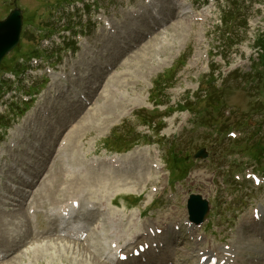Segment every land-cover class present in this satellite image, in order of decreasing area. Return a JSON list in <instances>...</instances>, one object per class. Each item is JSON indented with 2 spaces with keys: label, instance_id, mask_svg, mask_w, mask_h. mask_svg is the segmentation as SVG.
<instances>
[{
  "label": "rangeland",
  "instance_id": "1",
  "mask_svg": "<svg viewBox=\"0 0 264 264\" xmlns=\"http://www.w3.org/2000/svg\"><path fill=\"white\" fill-rule=\"evenodd\" d=\"M194 1L191 3L194 11L200 9L198 12L205 14L209 8L203 19L194 20L190 27L184 26L185 23H180L182 19H178L176 23L155 32L140 47L130 50L126 55H121L115 49L113 41L105 42L104 38L99 39L97 35L99 32L95 31L96 26L92 27L93 18L88 16L83 20L82 12L79 14L72 12L69 3L74 0H0V19L5 17L17 2V6L23 11L24 21L17 46L0 64V81L3 78L1 72L6 68H9L6 73H14V70L20 69L21 65L18 63L20 56L41 57L44 54L43 60L52 63L53 67L56 62L63 63V66L67 64L66 68L70 67L69 72L67 70L68 74L61 70V75H67V79L65 81L62 78L59 82L71 85L76 80L75 85L78 87L91 84L94 71L88 66L95 64L94 62L82 64L85 63L82 57L77 60L70 59L67 48L58 49L57 53L51 54V50L45 48L40 50L35 46L40 42L37 35L39 30H42V33L48 32L57 25L55 22L57 19L63 16L67 18L76 16V22L82 26L83 33L84 30L87 31L91 43L102 44L99 47L96 45L98 50L101 47L98 59L104 63L110 61L112 69L103 76H99V73L94 74L100 79L95 96L90 104L82 109L76 120L66 125L63 133L64 135L72 127L68 132L72 135L69 137L70 144L65 147L68 163L72 164V167H87L89 170L83 174L87 178L76 180L72 176L71 179L75 181L72 182L67 178L68 180L64 182L62 162L56 157L58 166H52L49 172L53 176L56 174L60 176V180H56L53 190L50 189V199H44V194L41 193L34 202L50 200L56 204L67 197L63 191L85 189L84 200H105L112 217L116 216L123 221L124 218L119 212L124 214L130 211L133 213L143 211V207L155 199L140 219L151 223L153 218L161 223H169L172 222V218H182L184 214L187 217L186 198L191 192L199 193L208 200L209 212L206 221L196 228V234L204 233L208 236L206 241L219 244L221 247L233 245L234 248V241L238 240L236 246L241 249L240 253L243 256L253 252L264 255L263 242L261 245L245 231L243 236L233 233L238 228L239 220L249 217L252 207H264V150H260L264 147V138H254L248 142L228 141L221 136L214 139L211 134L200 133L199 127L200 124L211 127L213 123H218L217 121H220L224 127L228 123L238 125L242 121L243 123L262 121L263 111H257L256 107L259 104L255 101L258 98L256 95L254 98L251 97V93L248 92L253 88L246 89L242 86L245 77L239 80L236 74L226 76L220 71H215L212 75L206 60L202 66H194L203 48L210 54H220L225 58L223 59L225 63L228 61L231 64L233 61L229 60L231 58L229 43L242 40L240 44L253 46L254 33H259L264 28V11L252 14L244 5V0ZM97 3L99 7L106 9L107 17L114 22L120 21V17L122 20L124 10H128V8L123 9L122 0H97ZM132 5L133 2H130L129 7ZM246 16L249 18L247 28L251 37L238 34L239 28L244 26ZM221 20L224 24L223 29L219 28ZM126 21L129 19L124 18L122 22L113 25L119 26ZM141 27L144 28V25ZM232 27L234 28L231 29ZM199 33H202L203 37ZM196 37L205 40L201 50L193 44V39ZM34 48H37L38 52L34 51ZM69 49H78V46L73 45ZM81 53L79 49L76 54ZM55 55L60 59H55ZM43 81L45 84L41 87ZM50 82L51 78L46 75L37 78L32 84H27V93L39 94L41 89L45 90L49 86ZM17 85L19 86V83ZM4 86L6 84L2 85L0 82V89ZM63 87V84L57 87L60 94H63ZM60 102L61 100L55 105ZM141 103L145 107L140 106ZM12 105L17 109L10 108L4 114L0 113V123H5L6 126L4 134H0V147L5 153L10 154L11 160L26 155L13 149L7 150L8 142L11 140V134H7V131L15 129L18 124L10 120V114L20 121L34 111H29V106L34 105L33 101L23 105L19 99H13ZM159 108L163 111L158 110ZM76 111L79 109L71 108L69 120L75 116ZM56 115L58 119L55 124L59 126V112ZM184 116L188 118L184 119ZM67 118L68 116H65L63 121H67ZM182 120L185 124L180 125ZM39 122L43 124V121L39 120ZM192 123L195 124L192 126ZM29 124H25V127ZM262 126L264 129V124ZM2 127L3 125L0 124V128ZM249 144L251 145L249 148L252 145L257 148L251 150L259 154L260 156L257 157L262 161L257 163L249 160L253 158L252 154L248 155L245 150ZM5 145L6 149H4ZM145 147L157 151V154L148 152V156L152 158L157 155L162 164L161 178H156L154 168L149 167L150 163L145 158L147 152L142 150ZM201 148L208 153L205 160L194 158L195 152ZM114 153L131 154L128 165L132 168L140 167L142 171L128 172L129 167L124 169L126 171L117 168L109 171L107 169L109 165L102 159L112 157ZM6 160L0 157V161L4 162L2 166L6 165ZM93 160L99 162L97 168L93 164L90 167L87 165V162ZM101 168L106 171L99 170ZM250 171L263 178L262 183H259L261 185L253 186L251 180L245 177ZM123 173L124 175H121ZM44 185L43 187L46 188ZM51 195L57 199H53ZM4 207L7 205L0 204V249L11 247L15 251L5 260L0 261V264H103L94 255L86 252L88 249L84 246L80 245V247L79 244L75 245L48 236L36 226L29 224L25 209L2 213ZM93 214L100 215L99 210L98 213L93 212ZM126 221L123 224L128 231ZM210 221L221 230V233L215 231ZM13 229L17 230L13 232ZM31 230L39 234L32 236ZM184 231L186 240L183 251L191 256L196 246L195 238L192 241L189 237L190 228H184ZM213 233L219 235L215 241L210 236ZM198 247L201 249L202 245Z\"/></svg>",
  "mask_w": 264,
  "mask_h": 264
},
{
  "label": "bare ground",
  "instance_id": "2",
  "mask_svg": "<svg viewBox=\"0 0 264 264\" xmlns=\"http://www.w3.org/2000/svg\"><path fill=\"white\" fill-rule=\"evenodd\" d=\"M173 1L175 3H181V4L184 5L183 6V9H182V6L178 8L177 14L179 15L180 13L183 12V15L186 16L183 19H186L187 18V20H188V22H186V24H185L187 26H188L187 23H191L190 21L192 19H195L197 17H200L201 15L204 14L203 12L200 13V12L193 11L192 9H190V7H189L188 4H186V6H185V3H183L182 0H173ZM142 8H146V5L143 6ZM184 8H185V10H184ZM140 14H141V12L139 13V15ZM178 17H181V16L179 15ZM126 23H131V20L126 21ZM109 28L111 30H113V29L119 28V26L111 25ZM122 93H120V95ZM70 129H68V131L63 135L62 141L60 142V148L57 151V152H60L59 155L57 154V157L62 162V166L63 167H62V170L61 171L63 172V175L65 176L64 182L66 180H68L67 178H70V181H72V182L75 181V180H72L71 179L72 176H74L72 178L73 179H76V180H80V178H82V177L87 178L83 174L82 175H79V176L72 175L73 174V170H72L73 169V167H72L73 165L72 164H71L72 166L69 165V163H68V154L66 153L67 151L65 149V147L67 148L69 146V144H70L69 143V137L72 136V135H70L71 132L68 133ZM37 140L39 141L40 139H37ZM130 155L131 154H126V155L125 154L124 155H118L117 154L114 157H112L110 161L112 162L113 168H122V167L126 166L127 164H123V163H127L129 160L128 161H123V160L126 157L127 158H131ZM146 158H147V160L150 163L149 166H151L152 168H154V170H155L154 173H156L158 175L160 173V175L162 176V174H161V167L162 166H161V164H160V162H159V160L157 158V155L155 157L149 158L148 152H147L146 153ZM114 164H115L116 167H114ZM80 170L81 169H79L78 171H80ZM140 170L142 171V169H140ZM57 173H59V171H57ZM120 173H122V172H120ZM136 173H140V172L139 171H136ZM121 175H124V173L121 174ZM59 178H60V176H58L57 174H56V176H53L51 172H49L47 174V177L45 178V180L43 182V184H45L44 186H46V185L47 186H46V188H44V187L41 188V191H43L45 193V197L44 198H48V196H49V199H50V194H51L50 189L55 184V180H58ZM62 180H63V178H62ZM85 181H87V180H85ZM85 181H82V182H85ZM84 191H85V189H82L81 191L78 190V191H72V192H68L67 190H65V191H63V194L65 193L66 196H67V197H65V199H68V198L71 199V198H74V197L81 199V198H83ZM102 196L105 197V195H103V194H102ZM38 197H40V196H38ZM52 197H53V199H57V198H54V196H52ZM103 197L101 199H103ZM36 198H37V196H36ZM65 201L62 200V202H65ZM52 202H54V201H52ZM55 202H58V201H55ZM59 202H61V200ZM90 202L92 203V205H97L98 204L102 208V211L104 212V213L101 212V215L103 216V223H102L103 228H100L99 231H104V235L102 236L101 239H102V242L104 244V247L106 248V251H108V255L110 256L108 259H111L112 258L111 256H113L114 251H116L117 249H119L120 247H122L123 244H128L130 242L131 238L139 237V233L137 231L136 232H132L131 233V236H129L128 238H126L123 241L122 238L126 237L128 231L125 229V225H123V223L121 222V220H116L114 218H111L110 214L107 212L108 209H107V203L105 202V200H101V201H90ZM99 202H101V203H99ZM111 209H112V207H111ZM257 209L259 211V210H262L263 208L261 207V208H257ZM178 219L179 218H177V222H175V224H178V221H179ZM185 219H186V217L184 216V217L181 218V221H184ZM133 225L134 226H138V227L141 226V225L138 224L137 215H135ZM192 228H194V226L190 224V229H192ZM120 240L123 241V244H119L118 243V245H117V242H119ZM207 242H208L207 246H205L203 249L195 250V251H197V254H198V256H197L198 263L201 262V257H204L205 258V262H201L200 264H224L225 261H230V259H232V261H233V258L231 256V252L233 250V245L221 247L220 245H216V244H214L211 241H207ZM113 243H115V246L114 247H112L113 246ZM90 248L91 247L86 246V249L90 250ZM92 253H93L92 255H95V256H98V257H102V256H99V254H98V252L96 250H93ZM212 259H215V263H212L213 262ZM117 262L119 263L118 260H117Z\"/></svg>",
  "mask_w": 264,
  "mask_h": 264
},
{
  "label": "water",
  "instance_id": "3",
  "mask_svg": "<svg viewBox=\"0 0 264 264\" xmlns=\"http://www.w3.org/2000/svg\"><path fill=\"white\" fill-rule=\"evenodd\" d=\"M21 10L14 8L8 16L0 21V62L18 42L21 29ZM204 157L202 151L196 154V157ZM189 218L195 223L203 220L207 212V203L197 195H191L187 202Z\"/></svg>",
  "mask_w": 264,
  "mask_h": 264
}]
</instances>
